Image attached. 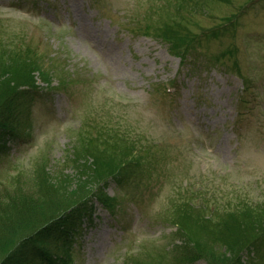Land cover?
I'll list each match as a JSON object with an SVG mask.
<instances>
[{"label": "rangeland", "instance_id": "374dc122", "mask_svg": "<svg viewBox=\"0 0 264 264\" xmlns=\"http://www.w3.org/2000/svg\"><path fill=\"white\" fill-rule=\"evenodd\" d=\"M160 2L179 8L163 11L160 20L153 12ZM0 31L9 32L0 37L10 51L37 48L45 69H56L52 85L62 79L65 87L46 89L34 74L43 90L0 149V195L6 188L12 194V185L37 192L41 177L56 188L58 171L73 175L65 161L80 146V132L94 137L115 129L129 151L124 175L134 182L121 190L111 181L104 195L113 201L92 200L70 253L58 257L68 264H132L140 248L171 246L177 227L165 211L189 199L188 217L201 204L210 205L212 220L214 212L224 215L217 219L224 236L210 233L205 215L193 223L196 242L224 250L227 242L248 239L249 223L240 218L249 208L264 211V0H0ZM196 34L182 63L176 40ZM227 49L234 52L218 64ZM86 183L62 190V201L88 193ZM261 249L257 264H264Z\"/></svg>", "mask_w": 264, "mask_h": 264}, {"label": "trees", "instance_id": "16d2710c", "mask_svg": "<svg viewBox=\"0 0 264 264\" xmlns=\"http://www.w3.org/2000/svg\"><path fill=\"white\" fill-rule=\"evenodd\" d=\"M165 4L169 3H157V10L153 11L160 14V20H162L163 11L169 13L179 8L175 4H171L165 9ZM194 16L191 13L190 17ZM166 31L164 33H167ZM8 33L0 31L1 36L4 34L7 36ZM164 33L159 37L163 36L164 40L170 41L172 36L166 37ZM198 38L199 34H196L186 38V41L176 40L181 47H184L179 54L182 63H187L191 58L193 51L191 50L192 52L186 53V55L185 52L194 47ZM1 39L2 37H0V142H2L0 149H7L8 137H13L16 134L17 127L21 123V116L29 109L30 102L35 100L43 90L37 85L34 74L37 73L40 78L43 77L46 89L56 88L62 91L65 87L62 79L59 80L58 86L52 85L53 80L50 77H55L53 74H57L56 69L54 68L52 72L51 69L48 70L49 68L45 69L42 53L38 52L37 48L30 49L28 47L21 52H15L12 48L10 51L1 45ZM173 47L178 48L177 43ZM233 52L234 50L230 49L224 50L221 55L217 56L216 61L221 64L222 60L226 56L230 57L229 54ZM20 64H23L21 69ZM234 66L238 69L235 62ZM198 67L200 68V65ZM235 72L238 76L241 75L238 70ZM244 80L248 89V80ZM15 124H17L16 127H14ZM106 128L99 130L94 137L89 132L85 134V137L81 132L78 133L77 138L82 143L78 141L80 146L73 145V148L68 152L72 157H68L65 161L70 163L74 174H64L62 169V172L58 171L59 177L54 179L60 183L56 188L51 183L52 179L41 177V189L37 192L34 188L19 189L18 185H12V194L9 192L10 189L6 188V193L0 195V264H68V260L58 257V255L61 251L63 253L66 251L67 255L70 253L72 236L77 233L83 218L89 216L92 200H98V202L109 206L107 203L112 202L113 199H108L104 195V191L111 181H114L121 190L134 182L133 174L128 172L129 175H124L127 172L125 162L128 160H125V157L128 156L126 154H129V151L123 147L121 136L118 135L120 133L115 129L107 128L106 130ZM82 137L84 139L81 140ZM79 170H85L86 173L80 174ZM85 179L88 184L86 187H91L88 193L72 196L73 198L63 202L62 196L65 193H62V190L67 192L70 185L78 186L79 190L80 187L85 188L81 184ZM51 186L55 190L50 193ZM216 188V193L222 194L223 190L220 185ZM223 197H226L225 193L221 198ZM209 206V204H201V207H197L198 214L188 217L185 210L194 207L192 200L179 202L177 206L170 205L165 211L167 217L170 218L167 223L177 227L173 232L175 237H172L171 246L168 248L154 247L155 249L148 247L145 251L140 248L139 254L132 256L131 263L135 264L139 260L141 264H190L196 261H202L204 264H247L244 261V255L249 254L248 264H257L256 256L262 253L261 248L264 244V222L262 225L257 223L256 216L264 211L257 209L251 211L249 208V215L245 214V219L240 218L245 223H249L246 228L247 235L249 234L248 239L244 242L238 241L239 239L227 242L225 246L229 248V252H226V248L222 249L223 246L218 248L212 244H203L202 242L200 244L195 240L193 223L202 222L204 215L205 222L203 224L209 228L210 233L215 236H224L225 230L220 229L223 221L217 220L224 215L222 211L214 212L213 218L214 215L216 216L213 221L211 214L206 212V208L208 211ZM54 207L56 208L53 209ZM87 207L88 209H86ZM206 217H210V219L205 220ZM260 218L264 219V216ZM253 229L255 230L253 231ZM200 241L202 240L200 239ZM153 242L155 241L146 243L153 244Z\"/></svg>", "mask_w": 264, "mask_h": 264}]
</instances>
